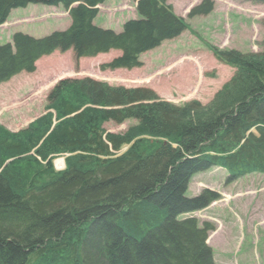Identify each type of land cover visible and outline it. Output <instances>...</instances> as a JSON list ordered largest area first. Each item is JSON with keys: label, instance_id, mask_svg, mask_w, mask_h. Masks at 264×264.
I'll list each match as a JSON object with an SVG mask.
<instances>
[{"label": "trees", "instance_id": "1", "mask_svg": "<svg viewBox=\"0 0 264 264\" xmlns=\"http://www.w3.org/2000/svg\"><path fill=\"white\" fill-rule=\"evenodd\" d=\"M106 1L0 0V26L30 4L63 5L72 21L40 38L16 32L0 45V85L35 72L56 50H72L76 60L121 50L104 69L140 67L143 53L189 27L168 0H134L138 18L121 32L102 28L94 20ZM213 9L203 0L189 16ZM262 44L257 54L211 47L237 72L204 114L189 116L198 102L177 106L150 88L65 78L26 128L0 124V264H216L210 227L184 216L218 196L187 192L196 174L214 166L227 170L229 182L264 174ZM127 121L134 123L122 133L105 128Z\"/></svg>", "mask_w": 264, "mask_h": 264}, {"label": "rangeland", "instance_id": "2", "mask_svg": "<svg viewBox=\"0 0 264 264\" xmlns=\"http://www.w3.org/2000/svg\"><path fill=\"white\" fill-rule=\"evenodd\" d=\"M202 1L168 0L190 29L142 54L140 67L104 69L102 65L119 56L121 50L79 60L70 50L42 57L35 72H22L0 85V124L14 132L26 128L46 112L49 92L65 78L89 77L112 86L146 87L177 106L198 102L200 109L191 111L189 116L208 112L216 94L237 72L236 67L218 61L211 47L243 54L262 52L264 3L211 0L214 9L209 15L190 17L191 9ZM138 16L134 0H108L100 6L94 23L121 32L127 20ZM9 18L11 21L7 19L0 26V45L12 43L16 32L40 38L64 31L71 24L63 5L30 4L13 10ZM133 123L108 122L105 128L122 133ZM63 160H54L58 171L64 169ZM227 176V171L220 167L196 174L187 195L197 196L208 190L217 194L218 199L184 218L196 217L201 227H210L207 243L216 264H264V174H248L233 182L227 181Z\"/></svg>", "mask_w": 264, "mask_h": 264}, {"label": "bare ground", "instance_id": "3", "mask_svg": "<svg viewBox=\"0 0 264 264\" xmlns=\"http://www.w3.org/2000/svg\"><path fill=\"white\" fill-rule=\"evenodd\" d=\"M7 22V21H6ZM64 161V160H63ZM64 168H65V163H64Z\"/></svg>", "mask_w": 264, "mask_h": 264}]
</instances>
